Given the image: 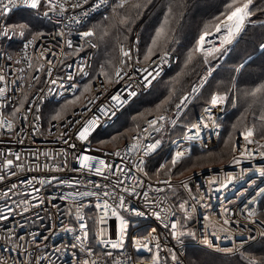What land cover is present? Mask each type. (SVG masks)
<instances>
[{
    "label": "snow or ice",
    "instance_id": "obj_1",
    "mask_svg": "<svg viewBox=\"0 0 264 264\" xmlns=\"http://www.w3.org/2000/svg\"><path fill=\"white\" fill-rule=\"evenodd\" d=\"M86 5L87 7H85ZM150 5H152V0H112L110 4L109 0H93L92 3H89V0H0V40L11 41L13 38H19L23 53L22 56L15 59L10 54H6L5 58L14 61L16 64L26 61L27 68L35 72L45 71L44 63L39 59V57L44 56V52L39 53L36 65H34L32 58L27 54V50L30 46L35 47L38 41L45 37L44 26L46 22L51 23L54 18L55 24H60L66 19L69 25L74 23L84 29L77 30L79 38L77 47H73L72 39L65 40L67 47L76 53L82 51L85 45L97 48L98 45L94 42V38L98 36L99 26L86 27L82 24V19L88 18L91 12L102 7L105 10L111 8L112 19L115 21L111 27L117 28L123 34L124 40L129 41L125 45L118 40L119 56L116 62L108 61L107 67L105 64H101L96 75H93L94 70H90V64L87 62L80 64L79 72L82 78H87V82L84 83L82 89L73 84L71 86L74 93L73 98L65 100L60 109L52 115V120L65 121L67 127L79 125V127H75V131L71 135L62 132L57 137L70 149L76 150L73 153V158L79 167L75 171L94 174L102 178V184L93 183L94 191L89 190L74 194L95 198L88 200V204L91 205V212L95 215L87 219L83 203L77 204L74 201L75 219L79 223L80 229V234L76 236V240L79 241L80 249L88 257L79 259L77 264H100V254L95 251V248L100 249L103 264H182L177 252L168 245L163 246L166 249V255L161 256L162 245L158 229L162 226L166 230V234L170 235L178 244H183L181 237H191L193 240H197V232L187 227L188 222L197 214L198 206L207 208L210 205L202 203L204 201L202 195L199 199L192 196L189 184L186 181H181L179 186L188 191L189 197L193 201L189 205L188 200L179 197L176 187L171 182L172 169L182 163L186 155H190L191 149L187 147L180 149L177 146L174 154H168L170 159L160 163L157 157L160 156L163 138H154L153 134L164 132L168 129V125H171L172 129H176L178 125L183 124L181 131L183 139L186 141H202V133L205 130L214 132L216 136H219L218 129L221 125L216 122L213 109L228 103H231L233 107L236 106L237 97L231 94L240 91L239 79L244 76L247 66L250 63H255V58L249 57L245 62L233 65L228 70L227 83L220 81L214 86L218 69L223 68L221 61L228 56L230 51H234L235 47L247 35L249 25L257 23V20L253 19L257 12L264 14V8L258 7L256 0H212L208 5L211 11L210 20L205 21L202 25L197 24L195 30L190 28L183 37H181V29L174 26V21L177 12L183 18V9L187 5L179 2V0H170L167 4H161L160 15L156 17L155 22L151 24L142 22L141 25L137 26L142 29L144 34L137 32L134 39L130 40L129 37L134 31L133 25L142 16L143 10L148 9ZM78 9L80 10L79 13L76 12ZM103 19L108 20L109 17L104 16ZM67 26L65 25V27ZM108 27L105 25L99 29L100 39L109 35ZM261 27H264V22L261 23ZM51 35L52 39H56V37L64 39L65 37L64 31H56ZM47 50L51 51V49ZM253 53L256 58L261 60V76L259 82L252 80L243 94L250 98V107L255 105H259V107L252 112V123L245 124L239 132L245 142L244 145L240 147L235 144L232 145L231 151L234 155L231 162L235 165L241 163L238 157L253 160L258 155L264 158V33L256 42ZM174 60H182V64L180 71L172 77L173 85L179 83L180 78L186 75L188 70L194 71L197 64L201 66V70L196 72L195 81L190 85V90L183 91L177 96L176 88L170 87L168 94L159 103H156L153 109L132 115L131 119L134 125L132 128H128L124 132L117 130L115 135H110L109 140L99 139L98 141L103 146L110 142H116L121 137H127L130 142L125 144L123 152L116 145L115 150L107 153V155L122 157L136 152V162L125 171L119 166H114L104 159L83 151L85 147H90L91 138L94 134L98 136L105 124L117 123L121 120L126 122L128 116L136 111V105L142 102L144 93L151 89L149 94L152 95L157 91V84L160 82L158 78L165 71L164 66L171 65ZM47 63L49 67L46 71L51 76L52 62L47 61ZM20 71L23 72L24 69H20ZM97 76H102L103 81L100 82L99 89L94 90L93 81L97 79ZM30 79L39 81L40 77L30 75ZM68 79L71 80L72 77L69 76ZM4 80L5 76L0 74V81ZM121 81H124V87L109 93L105 102L95 106L94 112L91 108H87V111L91 113L87 119H84L83 112L77 119H68L69 107L72 106L74 109L81 98L86 99L88 104H93L94 100L100 99V95L108 93L109 86ZM50 82L51 84L57 83L54 79ZM204 90H207L208 96L202 105V113L194 121L187 119L190 105L203 96ZM5 91V88L0 87V97L4 96ZM76 92H79V95H75ZM87 93H93L91 98L86 95ZM27 100L28 96L25 94L20 99L19 106L12 112L14 117L22 111H31L30 108H25ZM81 106L83 107V105ZM36 111L39 112V107L36 108ZM76 115L73 110L72 116L75 117ZM146 116L150 118H146ZM22 118L28 119L27 115H23ZM35 119L38 121L40 116L37 115ZM141 121L147 127H142ZM5 125L9 131L13 129L11 120L0 119V127ZM233 129H236L235 124ZM65 136H68V139H65ZM229 137L231 138V134ZM73 138L81 142L79 149L76 143L69 144V140ZM149 140L150 142H147ZM173 143L175 144L176 141ZM225 144H228V141H225ZM248 145L257 147L250 149ZM15 155L19 159V154ZM44 155L49 157L50 153L45 152ZM57 155L64 157L59 164L54 165L56 171H61V165L64 168L68 167L67 157L69 153L62 150ZM12 164L13 160L11 159L5 161L6 167ZM16 167L23 169L21 164H17ZM132 168H135L136 173L142 174L143 177H149L147 184L149 190L163 193L164 188H153L150 182V172L155 175L157 184L162 183L171 190L174 203L169 206L167 196L163 199L159 197L150 198L149 192L144 190L145 181L135 175L131 176L132 184L125 186L124 180H121L120 176L123 175L125 180L129 179ZM248 171H253V169H242L239 176L227 174L219 181L213 178L210 182V190L212 183H218L217 191L226 189L229 184L244 179L245 173ZM162 172L167 176V179L163 181L159 179ZM254 172L258 173L260 177H264V167L255 168ZM12 174L15 175V173ZM110 176L116 177L115 183H108ZM3 179L4 176H0V180ZM52 180L57 181L58 184L70 186L83 183L80 180L68 181L55 176L52 177ZM249 182L254 183L250 178ZM40 183L43 184L44 181L41 180ZM89 183L92 182L89 181ZM12 187L15 188V185ZM138 188L140 191H137ZM257 195L264 196V189H261ZM71 198L61 197V199ZM250 203H255V198ZM7 211L11 214V209H7ZM177 211L181 214L179 217H177ZM245 211L247 212L245 219L252 225L259 224L260 230L249 228V235L246 240L243 238V233H240L242 238L239 245L236 244L235 240L237 230L232 227L234 223L239 221L232 219V216L229 215L230 210L227 208H224L220 213L219 219L204 214V233L199 237V240L208 249L237 256L235 264H264V219H259V216L264 215V212L258 213L255 207L248 206L245 207ZM68 214H72L71 208H69ZM146 216L154 218V222L158 223L155 227L149 224L145 229L147 234L144 235L140 232V227L143 224V218ZM110 217L114 218L115 221L114 238L104 227ZM6 219V216L0 215V220ZM88 219H91L92 225L96 226L95 232H92V227L87 222ZM217 226L219 227L217 228ZM208 227L215 229L212 235L216 240L221 238L230 240L233 247L220 248L216 246L207 234ZM69 230L73 231V229ZM253 231H255V235L251 234ZM90 232H92L91 238ZM18 239L23 240L24 238L19 237ZM8 240H11V236L8 237ZM93 241L95 244L92 243ZM153 242H155L154 245ZM33 243H37L35 237ZM76 247L77 245L74 244L73 248ZM11 250L13 249L10 248L9 251ZM15 250L19 252V246ZM253 251H258L260 255H254ZM144 252L149 253V255L145 257ZM114 253L123 259H115ZM93 256H96L97 259H92ZM20 264H41V259L35 257L21 261Z\"/></svg>",
    "mask_w": 264,
    "mask_h": 264
},
{
    "label": "built area",
    "instance_id": "obj_2",
    "mask_svg": "<svg viewBox=\"0 0 264 264\" xmlns=\"http://www.w3.org/2000/svg\"><path fill=\"white\" fill-rule=\"evenodd\" d=\"M93 0H89L92 3ZM111 0H109V4ZM87 7V5L85 6ZM108 9V8H107ZM105 8H100L95 12H91L90 16L86 19H82V24L86 26L87 22L95 15L106 12ZM77 13L80 10H76ZM71 14V10H70ZM50 26L49 30H46V35L40 41H38L35 47H29L27 54L32 58L34 65H36L39 53L44 52L43 57H39L40 61L44 63L45 71L35 72L27 68V62L23 61L20 64L14 63V61L6 60V54H10L15 58L22 56L21 42L19 38H13L11 41L0 40V74L5 76L4 81H0V87L6 89L4 96L0 97V119L11 120L13 122V129L8 130L7 126L0 127V176H4L3 180H0V215L6 216V220H0V264H20L21 261H26L39 257L41 264H77L79 259L88 258L86 254L80 249L79 241L76 240V236L80 234L79 223L75 219V203H83L85 208L86 219L92 217L95 214L91 212V205L88 204V200H94V197H81L74 195L76 192H84L95 189L93 183L102 184V178L94 174L80 173L75 171L79 167L78 163L73 158V153L76 150L70 149L68 145L64 144L62 140L57 139L62 132H67L71 135L75 131V127H67L65 121L51 120L47 123L43 119V109L48 102H59L66 98L73 97L74 93L72 85L75 84L78 88L82 85L87 78H82L79 72V65L87 62L91 65L98 48H91L85 45L84 49L78 53L73 52V49H69L65 43L66 39L73 40V47H77L79 44L78 29L84 30L80 25L68 24L65 19L60 24H55V18L51 23H47ZM55 25V27H53ZM65 25H68L65 27ZM56 31H64L65 37L61 39L56 37L52 39V33ZM95 42V41H94ZM127 45V44H125ZM117 45V58L119 56ZM47 49H51L48 51ZM69 53H71L69 55ZM47 61H51L52 73L48 75L46 69L49 67ZM177 63L174 60L171 65H165V71L158 78L160 81L163 76L170 71ZM20 69H24L23 72ZM90 69V70H91ZM30 75H38L39 81L31 80ZM72 79L69 80L68 77ZM56 80V84H51V80ZM15 81V83H13ZM103 81V77H98L93 82L94 90H98L100 82ZM31 85V87H29ZM124 87V81L109 86L108 93L100 95V99L94 100L93 104H88L87 100L83 98L82 103L73 109L76 112V116H72V111L67 114L68 119H77L80 113L83 112L84 119H87L91 113L87 111V108H91L95 111V106L105 102L109 93L121 90ZM51 89V92H49ZM190 90V89H189ZM102 91V90H100ZM151 89L148 91L150 92ZM148 92H145L147 94ZM77 93V92H76ZM75 93V94H76ZM27 94L28 100L25 108L31 109V111H22L17 113L14 117L12 115L13 110L19 106L20 99ZM89 98L93 93L86 94ZM195 102V101H194ZM193 102V103H194ZM83 105V107L81 106ZM39 107V112L36 108ZM202 113V112H201ZM200 113V114H201ZM214 116L216 122L220 124L221 115ZM23 115H27L28 119L24 120ZM39 115L40 119L37 121L35 117ZM197 117V116H196ZM196 117L192 120L194 121ZM150 118V117H148ZM114 123L109 122L103 126L102 131L107 130L108 127ZM59 125V126H57ZM142 127H147L143 124ZM182 127L178 125L176 129H172L171 125H168V129L160 134H153L154 138H163L162 149L160 152L167 151L171 146L175 144H192L200 150H209L214 148L218 141L219 136H216L214 132L205 130L202 133L201 140L186 141L183 139V133L180 136H174L173 133ZM221 133V127L218 129ZM111 132V131H109ZM97 135L91 138L90 147H85L83 151L88 154L95 155L100 159L106 160V162L119 166L120 168L128 170V168L136 162V152H132L122 157H114L107 155V153L115 150L101 147L94 143V139ZM68 139V136L64 137ZM173 141H176L174 144ZM129 140L119 144V149L123 152L126 143ZM147 142H150L147 141ZM76 143L77 148H80L81 142L78 140L70 139L69 144ZM242 136H238L235 139L234 144L237 147L244 145ZM257 146L248 145V148L252 149ZM63 151L69 153L68 167L64 168L61 165L62 170L56 171L54 165L59 164L64 159L62 155H57ZM45 152L50 153L49 157L44 155ZM15 154H19L17 159ZM231 156L230 160L215 166L206 168L207 174H203V169L194 173L188 174L180 179H172V184L176 187V190L182 194V199L188 200L189 205L193 201L189 197L187 190L180 187L181 181H186L191 189V195L196 196L197 199L202 195L204 201L210 207L204 208L198 206V212L191 220L192 228L197 232V240L186 242L183 237V244H178L170 235L166 234V230L162 226L158 229L160 235V241L162 245L161 256L166 255V249L164 245L173 247L177 252L182 264H189L187 259V247L196 246L205 248L206 250L216 252L214 249H208L203 245L199 237L204 233V214H209L212 217L219 219L220 213L224 208L230 210L229 215L232 216L234 221L238 220V223L232 225L237 230L235 236L236 244L239 245L241 240L240 233H243V238L246 240L249 235L248 229L254 228L260 230L259 224L252 225L246 219L247 212L245 207H255L258 211L259 204L264 196L257 195L261 189H264V177H260L258 173L254 172L255 168L264 167V158L258 155L253 160L238 157L241 161L239 165L233 164ZM238 155V154H237ZM11 159L13 164L6 167L5 161ZM17 164L23 165V169H18ZM48 165V167H45ZM214 169V170H213ZM242 169H253L245 173V177L242 180H238L235 183L229 184L226 189H220L218 183L211 184L210 182L215 178L216 181L222 180L227 174L239 176ZM12 173H15L13 175ZM135 175L145 181L144 190L149 192L150 198L159 197L163 199L167 196V204L171 206L173 202L170 199L171 190L167 189L162 183L157 184V178L151 177V183L153 188H164L163 193H156L153 190H149L147 184L149 177H143L142 174L136 173L135 168L131 169L129 174L130 178L125 180L121 175L120 179L124 180L125 186L132 184L131 176ZM74 181L80 180L83 183L80 184H58L57 181L52 180V177ZM249 178L254 183L249 182ZM115 176H110L108 183H115ZM161 181L166 180L165 177H159ZM44 183L41 184L40 181ZM51 181V183H49ZM91 181L92 183H89ZM15 185V188L12 187ZM111 190V189H109ZM137 191H140L138 188ZM72 197L71 199H61V197ZM255 198V203H250ZM69 208L72 209V214L69 215ZM11 209V214L7 211ZM175 210V209H174ZM177 217H179L177 213ZM87 222L92 227V232H95L96 226L92 225L91 219ZM158 222H154V218L146 216L143 218V224L140 227V232L144 235L147 234L145 229L149 224L155 227ZM108 229V232L114 238L115 233V221L110 217L108 223L104 225ZM219 226H217L218 228ZM69 229H73L70 231ZM215 231L212 227H208L207 234L213 243L220 248L233 247L232 241L225 240L223 238L216 240L212 233ZM90 232V238L92 235ZM255 235V231L251 233ZM223 236V234H221ZM11 236V240L8 237ZM19 237H23V240H19ZM36 239L37 243H33V239ZM95 244V241L92 242ZM155 242H153L154 245ZM253 243V242H249ZM77 245L73 248V245ZM19 246V252L15 248ZM247 245H245L246 247ZM13 249L9 251V249ZM111 250V249H107ZM155 250V249H154ZM95 251L100 254V264H103V256L100 253L99 248H95ZM224 256H234L232 254H225L216 252ZM145 257L149 253H143ZM46 257V259H44ZM97 259L96 256L91 257ZM115 259H123L114 253Z\"/></svg>",
    "mask_w": 264,
    "mask_h": 264
},
{
    "label": "trees",
    "instance_id": "obj_3",
    "mask_svg": "<svg viewBox=\"0 0 264 264\" xmlns=\"http://www.w3.org/2000/svg\"><path fill=\"white\" fill-rule=\"evenodd\" d=\"M169 2L170 0H152V5H150L148 9L143 10L142 16L136 21V24L133 25V29H134L133 33L136 35L137 32H141V34L143 35L144 33L142 29L137 26L141 25L142 22L147 23V24H151L155 22L156 17L160 15L161 4H167ZM179 2L187 5V7L183 9V13H184L183 18H181L179 12H177L176 20L174 21V26L181 29V37H183V35L187 33L190 28L192 30H195L197 24L202 25L205 21L210 20L211 11L208 5L212 2V0H179ZM256 3L258 7L264 8V0H256ZM253 19L257 20V22H260L264 20V14H261V12H257L256 16L253 17ZM114 23L115 21L113 20L107 24L109 26L108 36H105L103 39H100L98 36L99 38L98 43L101 49V53L99 52L97 56L96 64L99 66L104 63L106 64L108 61L112 59V56L114 53L113 46L115 42L123 38V34L120 31H118L117 28L111 27V25ZM262 33H264V27H261V23H257L256 25H249L247 35H245L243 40H241V42L239 43V45L235 47L234 51L229 52V58L227 62L223 64V68L218 69V75H217L216 81L214 82V86H215V83H218L220 81H223L225 84L227 83L228 76H229L228 70L233 65L243 63L246 60H248L249 57L255 58V63H250L246 68L244 76L239 79L240 91L237 92L238 94L237 106L235 107L234 110L233 109L229 110V112L228 110H226V114L220 120L221 133H220L219 141L216 147L209 149V150H202V152L210 151V150H215L216 148L219 147V149H217V159H216L217 161H215L217 162V165L215 166L221 165L229 160L228 159L226 161H222L226 159V156H227L226 154L230 151V142H231V138L233 139L234 137V131L242 125L251 124L253 121L252 112L253 110L259 107V105L250 107V98L245 97L243 92L247 87L250 86L252 80H256L257 82H259V77L261 76V71H262L261 60L255 57V54L253 53V48L256 42L260 39V36ZM93 62H94V59H93ZM178 62L179 61H177V63L173 66V68L163 76L160 82H162L164 77H166L176 67V65H178ZM198 65L199 64L195 66V70L201 67V66L199 67ZM92 68H93V63H92ZM98 77H102V76H97V78ZM170 78L172 77H169V80ZM167 93H168L167 85L166 83L165 84L163 83L161 84V90L160 88H158L153 96H151L149 92L143 95L142 102L136 105V111L132 112L131 115L128 116L126 122L125 121L124 123L121 122L122 126L120 125V127H116L111 132L98 134V136H96V138L94 139V143L101 146L98 142L99 139L106 140L107 138L108 139L110 138V135H115L117 130L121 132L123 130H127L128 128H132L134 126L132 119H131L132 115H136L137 112H144L145 110L153 109L155 107V104L159 103L160 100L164 99V95ZM181 93H178L177 96L180 95ZM203 95H204L203 98H207L208 96L207 90H204ZM80 104L75 106L74 109L78 107ZM191 111L193 112L192 115H196L197 112L193 111V108L191 109ZM234 124L236 125V129L233 131ZM182 128H183V124H182V127H179L174 133L180 132ZM229 134H231V138L229 137ZM225 141H228V144H225ZM101 147H105V146H101ZM114 147H111L108 149H113ZM194 157L195 155L192 154L191 157L188 158V161L185 160L184 162L178 164L177 167L172 170V173L173 174L178 173L184 169H188L192 167L196 160ZM215 166H210V167H215ZM206 168L204 167L202 169H206ZM172 179H178V178L173 177ZM170 199L173 202L172 195H170ZM262 206H264V197L262 198L259 204V213L264 212V208ZM261 216L263 217L264 215H261ZM257 248H258V245H257ZM253 254L257 256L260 255L258 251H253ZM187 259H188L189 264H235L237 256H231L229 259H226V258L219 256L218 254H215L212 252L211 253L204 252V251L200 252L188 246L187 247Z\"/></svg>",
    "mask_w": 264,
    "mask_h": 264
},
{
    "label": "rangeland",
    "instance_id": "obj_4",
    "mask_svg": "<svg viewBox=\"0 0 264 264\" xmlns=\"http://www.w3.org/2000/svg\"><path fill=\"white\" fill-rule=\"evenodd\" d=\"M111 2H112V0H111ZM104 16H108L109 17V19L108 20H104L103 19V17ZM14 18V17H13ZM111 21H113V19H112V13H111V8L109 7L108 9H107V11L106 12H104V13H102V14H99V15H95V16H93L88 22H87V24H86V27H92L93 25H98L99 27H98V36H99V29L100 28H103L105 25H107L108 23H110ZM262 22H264V20H262V21H260V22H257V23H262ZM256 23V24H257ZM255 24V25H256ZM45 29L46 30H49L50 29V26L49 25H47V24H45ZM136 33V32H135ZM137 34V33H136ZM135 34L134 33H132L131 34V36L129 37V39L131 40V39H134V36ZM98 36H97V38H95L94 39V41H95V43H97V48H98V51H97V53L95 54V57H94V62H93V68H92V70H94L93 71V75H96V72H98V70H99V65H97L96 64V60H97V56H98V54H99V52L101 53V49H100V46H99V43H98ZM119 41H121V42H123L124 44H128L129 43V41H126V40H124V38H122V39H120ZM117 45H118V41L117 42H115V44H114V46H113V49H114V53H113V56H112V59H111V61L113 62V63H115L116 62V59H117V57H116V55H117ZM100 50V51H99ZM228 58H229V54H228V56L227 57H225L224 58V60L223 61H221V63L222 64H225L226 62H227V60H228ZM105 64V63H104ZM182 64V60L181 61H179L178 62V65H176V67L166 76V77H164V79H163V81L162 82H160L158 85H157V89L158 88H160V90H161V84H165L166 83V85H167V92H168V89L170 88V87H175L176 88V92H177V94L178 93H181V92H183V91H187V90H189L190 89V85L195 81V79H196V72H199L200 70H201V67H200V65H198L200 68L199 69H197V70H188L187 71V73H186V75H184V76H182L181 78H180V82L179 83H176V84H174L173 85V83H172V78H170V80H169V77H174L175 75H176V73L178 72V71H180V65ZM105 66L107 67L108 66V64L106 63L105 64ZM87 82V80L84 82V83H86ZM94 82V81H93ZM84 83L79 87L80 89H82L83 88V85H84ZM170 83V84H169ZM169 84V85H168ZM88 94V93H87ZM168 94V93H167ZM167 94H165L164 95V97L167 95ZM75 95H79V92H77ZM154 94H152L151 96H153ZM231 95H233V96H236L237 97V99H238V94H237V92H233ZM204 96V95H203ZM203 96L202 97H200L194 104H192V105H190V108H189V115H188V117H187V119H190V120H193L196 116H198L201 112H202V105L204 104V102H205V99L206 98H203ZM73 97H70V98H66V99H64V101H59V102H48L47 104H46V106L44 107V109H43V112H42V115H43V119H44V122L45 123H47V122H49V121H51L52 120V115H54V112L55 111H58L59 109H60V106L61 105H63L64 104V102H65V100H70V99H72ZM82 100H83V98H81V101L80 102H78L75 106H77L78 104H80L81 102H82ZM236 106H237V100H236ZM235 106V107H236ZM235 107H233L232 106V104L231 103H228V104H226V105H223V106H218L217 108H215V109H213V113H214V116H217V114H220L221 112H223V114L221 115L222 117H221V119L223 118V116L226 114V110H228V112H229V110H234L235 109ZM193 108V111H195V112H197L196 113V115H192V111H191V109ZM73 109V107L72 106H70L69 107V110H68V113L71 111ZM149 110V109H148ZM145 112V111H144ZM146 118H148V116H146ZM220 119V120H221ZM121 122H123L124 123V120H121V121H119V122H117V123H114L113 125H111L110 127H108L107 128V130H105V131H101L99 134H101V133H108L109 131H112V130H114L116 127H120V125H121ZM144 123H143V121H141V126L143 125ZM119 125V126H118ZM243 126L244 125H242V126H240L239 128H237L235 131H234V129H233V131H234V137H233V139L231 138V142H230V151L226 154L227 156H226V159H224V160H222V161H226V160H230V158H231V156H232V154H233V152L231 151V148H232V145L234 144V142H235V139L237 138V136H239V132L243 129ZM118 129V128H117ZM124 131H126V130H123V131H121V132H124ZM182 134V131H180V132H177V133H174L173 135H171L170 136V138L171 137H174V136H180ZM237 135V136H236ZM110 139V138H109ZM108 138L106 139V140H109ZM126 140H128V138L127 137H121L118 141H116V142H110V143H108V144H106V145H103V146H105L106 148H111V147H114V146H116V145H119V144H121V143H123V142H125ZM177 146H179V148L180 149H183V148H190L191 149V152H190V155H186L185 156V158L183 159V161L182 162H184L185 160L186 161H188V158L189 157H191V155L192 154H194L195 155V162H194V165L192 166V167H190V168H188V169H184V170H182V171H180V172H178V173H174V174H176V175H174L173 174V176H172V178L173 177H177L178 179H180V178H182V177H184V176H187L188 174H191V173H194V172H196V171H199V170H201L202 168H208V167H210V166H215V165H217V162H215V161H217L216 159H217V149H219V147L218 148H216L215 150H210V151H204V152H202V150H200V149H198L195 145H192V144H186V143H181V144H175L174 146H171L167 151H163V152H160V156L159 157H157V159H159V162L160 163H164L165 161H166V159H170V156L168 155L169 153H175V151L177 150ZM216 147V146H215ZM199 160V161H198ZM228 160V161H229ZM198 161V162H197ZM222 161H220V162H222ZM220 162H218V163H220ZM201 168V169H200ZM173 170V169H172ZM153 172H154V169H153ZM150 177H155V175H153L151 172H150ZM160 177H165V178H167V176L166 175H164L163 174V172L161 173V175H160ZM177 191V190H176ZM177 193L179 194V197L180 198H182V194L179 192V191H177ZM171 194V193H170ZM172 195V194H171ZM173 203H174V201H173ZM263 208H264V206H262ZM260 209H261V207H260ZM177 213H178V215L180 216L181 214L177 211ZM258 213H259V207H258ZM259 219H264V216L262 217L261 215L259 216ZM187 227H190V228H192V223H191V221L190 222H188V225H187ZM193 229V228H192ZM194 230V229H193ZM184 239H185V241L186 242H191L192 241V238L191 237H183ZM190 247H192L194 250H197V251H204V252H209V253H211L212 251H209V250H206L205 248H200V247H196V246H190ZM247 247V246H246ZM189 252V251H188ZM212 253H215V254H218V253H216V252H212ZM188 255H189V253H188ZM219 256H221V257H223V258H226V259H229L231 256H224V255H220V254H218Z\"/></svg>",
    "mask_w": 264,
    "mask_h": 264
},
{
    "label": "water",
    "instance_id": "obj_5",
    "mask_svg": "<svg viewBox=\"0 0 264 264\" xmlns=\"http://www.w3.org/2000/svg\"><path fill=\"white\" fill-rule=\"evenodd\" d=\"M238 137V136H237ZM214 170V169H213ZM203 174H207V169H203ZM144 255V254H143Z\"/></svg>",
    "mask_w": 264,
    "mask_h": 264
}]
</instances>
